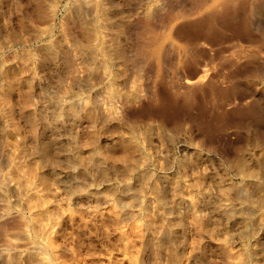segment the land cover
<instances>
[{"label":"rangeland","instance_id":"rangeland-1","mask_svg":"<svg viewBox=\"0 0 264 264\" xmlns=\"http://www.w3.org/2000/svg\"><path fill=\"white\" fill-rule=\"evenodd\" d=\"M9 81L0 264H264V0H0Z\"/></svg>","mask_w":264,"mask_h":264},{"label":"bare ground","instance_id":"bare-ground-1","mask_svg":"<svg viewBox=\"0 0 264 264\" xmlns=\"http://www.w3.org/2000/svg\"><path fill=\"white\" fill-rule=\"evenodd\" d=\"M97 36H101V34L96 33L95 37H97ZM103 41H104V39H103ZM104 54H106L108 56V52L106 51V49H104ZM16 84L17 83L9 81V83H6L5 85H0V94H1L2 99L8 97V95L11 93V91L15 88ZM70 107H71V110L73 111L74 110L73 106L71 105ZM37 148L39 151L42 152V154H43V152L46 153L47 149L45 150L44 146H37ZM39 151H37V152H39ZM49 155L45 154V158H43V160L42 159L36 160L37 162H35V163L32 162L29 165H27V164H23L21 166L16 165L15 169L13 170V174L16 177V185L22 186L26 190V197L25 198H26L27 207L32 212L34 219L36 220V222L38 223V225L41 229L42 234H44V233L48 234L47 228H45L43 225V218H44L43 216L45 215V217H47V219H49L50 213H49L48 207L46 205L47 202H46L45 195L42 192H40L39 189L36 187V183L38 181L40 183L45 182V175L42 171L37 169V165L40 163H43V162H45V163L48 162L49 164L54 163L55 160L53 159V157H49ZM50 156H52V155H50ZM227 211H228V209H227ZM145 219H146V222H150V214L145 215ZM142 224H143L142 221L140 219H138V217H132L131 220L129 221L128 225L126 227L122 228L121 230H119L120 241L123 244L124 250H126V252H129L131 263H135V261H136V256L134 254L135 247H134V244L132 242V239L134 237L140 236L141 231H142ZM46 236L47 235H45V237ZM240 254L241 253H239L237 251L232 252L230 254L232 264H241V262H243V260H242L243 258Z\"/></svg>","mask_w":264,"mask_h":264}]
</instances>
